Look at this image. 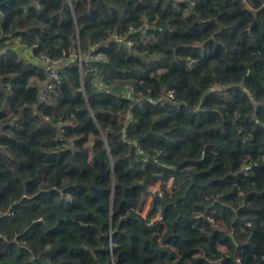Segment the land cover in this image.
Instances as JSON below:
<instances>
[{"label":"clouds","instance_id":"1","mask_svg":"<svg viewBox=\"0 0 264 264\" xmlns=\"http://www.w3.org/2000/svg\"><path fill=\"white\" fill-rule=\"evenodd\" d=\"M0 264H264V0H0Z\"/></svg>","mask_w":264,"mask_h":264}]
</instances>
